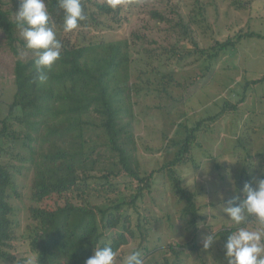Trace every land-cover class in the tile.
Returning a JSON list of instances; mask_svg holds the SVG:
<instances>
[{"label":"trees","instance_id":"obj_1","mask_svg":"<svg viewBox=\"0 0 264 264\" xmlns=\"http://www.w3.org/2000/svg\"><path fill=\"white\" fill-rule=\"evenodd\" d=\"M127 1L81 0L86 20L79 22L80 26L72 32H64L58 0H46L49 23L63 47L61 58L50 69H44L48 80L41 84L34 67L36 54L25 48L16 24L18 11L6 8L5 1L0 0V31L5 49L15 58V93L7 115L0 120V151L10 143L13 147L20 144L29 153L34 170L32 200L40 205L29 208L33 227L29 229L28 241L36 264H84L95 248L105 244H110L117 254L128 244V237H134L129 212H138L139 203L151 193L158 174L163 175L182 206L181 216L191 218L189 224L195 235L203 217L199 214L197 195L185 187L178 169L193 161L199 133L222 114L237 111L246 100V88L264 82V76L246 81L237 104L225 101L219 113L202 118L191 127L180 124L184 136L171 142L176 149L174 157L150 173L143 172L135 156L131 125V44L90 35L121 26V13ZM194 3L195 14L188 22L177 13L179 19L173 24L185 38L192 37L191 25L199 22V17L205 20V4L201 0ZM151 15L172 24L160 12L153 11ZM253 37L263 38L247 32L224 42L216 41L212 48L215 53L209 57L215 59L244 38ZM193 44L197 49V44ZM23 126L25 131L17 130ZM120 177L129 180L133 193H120L115 183ZM134 183L136 186L132 187ZM13 185V167L0 164V263L14 260V210L10 204ZM139 220L138 217L137 228L144 240L148 229L143 227L142 232ZM234 230L224 229L217 235L224 243ZM190 243L182 248L169 246L174 260L170 263L165 258L163 264H181V255L197 248L194 241Z\"/></svg>","mask_w":264,"mask_h":264},{"label":"rangeland","instance_id":"obj_2","mask_svg":"<svg viewBox=\"0 0 264 264\" xmlns=\"http://www.w3.org/2000/svg\"><path fill=\"white\" fill-rule=\"evenodd\" d=\"M4 1L6 8L19 10V0ZM201 1L206 8L205 20L199 17V22L191 25V38L179 34L173 24L179 19L177 13L185 23L189 21L196 10L194 0H128L121 13V26L90 32L99 39L126 40L131 44L128 84L133 102L131 125L135 156L145 173L174 157L176 149L171 142L184 136L180 124L191 127L198 120L219 113L225 101L237 104L245 82L264 76V0ZM153 11L160 12L172 24L154 19ZM247 32L263 38H244L215 59L209 57L215 53L212 48L216 41L224 42ZM14 64L15 58L5 49L0 31V120L7 115L15 93ZM245 90L244 103L238 105L237 111L222 114L199 133L193 161L178 169L185 187L197 195L199 214L203 217L195 235L189 224L191 218L181 216L182 206L166 179L158 174L151 193L139 203L138 212H129L134 237H128V244L116 254V264H121V258L133 250L141 253L145 264H163L165 258L171 263L174 255L169 246L182 248L192 241L197 248L186 250L181 255V264H227L224 243L217 234L236 226L223 213L222 205L239 195L245 182L264 178V82ZM24 128L17 130L25 131ZM0 164L13 167L10 204L15 225L11 251L14 260L0 264H26L28 259L36 264L28 241L29 229L33 227L29 208L40 205L32 200L34 170L29 153L20 144L14 147L4 144ZM116 181L122 195L133 193L127 178ZM135 186L136 183L132 187ZM138 217L140 226L148 229L144 240L137 228ZM247 227L264 231V225L254 218L249 219ZM210 234L216 240L205 250L202 241Z\"/></svg>","mask_w":264,"mask_h":264},{"label":"clouds","instance_id":"obj_3","mask_svg":"<svg viewBox=\"0 0 264 264\" xmlns=\"http://www.w3.org/2000/svg\"><path fill=\"white\" fill-rule=\"evenodd\" d=\"M63 11L62 28L72 32L86 20L81 0H58ZM115 3V0H112ZM15 14L17 27L25 42V48L36 54L34 67L41 84L48 80L44 69H50L60 58L62 43L49 23L46 0H19ZM224 199V194H219ZM241 196L243 197L241 199ZM222 211L236 226L224 242L227 264H264V231L247 227L250 218L264 225V178L245 182L239 195H234L222 205ZM213 234L203 238V248L209 249L215 242ZM117 255L110 244L94 249L84 264H116ZM26 264H33L31 259ZM121 264H145L141 253L133 250L121 258Z\"/></svg>","mask_w":264,"mask_h":264}]
</instances>
